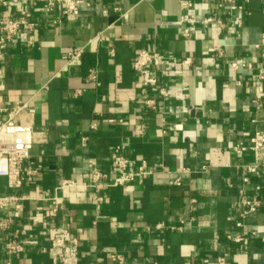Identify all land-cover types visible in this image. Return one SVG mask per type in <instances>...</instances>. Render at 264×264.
Listing matches in <instances>:
<instances>
[{"label": "crops", "instance_id": "crops-1", "mask_svg": "<svg viewBox=\"0 0 264 264\" xmlns=\"http://www.w3.org/2000/svg\"><path fill=\"white\" fill-rule=\"evenodd\" d=\"M44 1L0 0V22L27 12L34 24L0 49V119L17 104L35 111L16 122L35 130L37 170L19 190L0 177V197L23 198L0 207V264H56L61 229L79 239L73 264H109L114 254L124 264H264V205L241 216L243 196L264 203V176L246 182L254 157L233 152L264 131V0L237 2L239 29L218 0H79L76 18ZM186 16L195 24L181 27ZM75 50L82 56L69 62ZM141 51L163 56L157 87L134 70ZM92 70L97 82L87 81ZM117 146L134 170L146 163L155 174L96 191L91 166L114 180ZM13 240L23 251L9 255Z\"/></svg>", "mask_w": 264, "mask_h": 264}, {"label": "built area", "instance_id": "built-area-1", "mask_svg": "<svg viewBox=\"0 0 264 264\" xmlns=\"http://www.w3.org/2000/svg\"><path fill=\"white\" fill-rule=\"evenodd\" d=\"M239 0H218L219 8L229 7L231 14V23L234 29H239L243 26L241 17L235 15V12L243 11L244 6L238 5ZM247 3L249 0H242ZM45 9L48 12H53L55 9L60 8L64 15H71L74 18L78 17L82 2L79 0H45ZM181 8L184 11H189L193 8V4L188 1H183ZM117 11L119 9H116ZM193 16L183 17L179 23L181 27L184 24H195ZM212 19L203 21V24L212 23ZM218 24L222 22L217 21ZM22 29L28 31L34 30V24L30 20V14L27 12L22 13L21 17L17 20L2 21L0 22V49H7L17 38ZM183 35L189 36L190 29H183ZM83 50H75L66 55V59L71 61L79 60L82 56ZM163 61V56L158 53H150L148 51H141L134 64V70L139 76L141 84L145 88L157 87L158 79L154 74V70ZM191 63L187 59L183 64L188 65ZM233 69H238V64H232ZM96 71H90L87 81L97 82ZM264 79V74L262 76ZM160 94L166 96L163 89H160ZM151 103V102H150ZM148 104V103H147ZM8 113V120L3 121L0 119V177L8 180V185L11 189L19 190L25 182H31L37 175V170L34 168V163L31 160L30 152L34 145L35 130L32 126H24L16 122V117L21 113L34 114L35 111L27 104L15 105L11 109H3L1 111ZM92 130L97 129V124H93ZM86 140V139H85ZM123 146H117L111 157L112 172L118 176L112 180L107 181L108 174L101 171L97 166H91V184L90 187L96 191H104L111 187H123L135 182L138 178L149 177L155 174V171L150 169L146 163H143L138 170H134L135 162L125 155ZM233 152L242 155L244 153L252 154L254 157V164L244 167L247 177L245 181H249L250 176L261 175L264 176V131L258 132L252 137L249 145H238L233 148ZM73 183H63L61 187H71ZM260 188L257 187V191ZM23 199V198H22ZM17 196L0 197V207H7L22 200ZM243 212L242 217L256 214L263 208V201L259 194L249 198L243 196ZM20 208L19 205L16 206ZM3 224H0L2 226ZM237 229L243 228L241 222L236 224ZM236 243L244 241L243 235L230 237ZM51 248L55 251L54 262L56 264H73L72 259L79 255V239L69 229H61L57 232L51 240ZM7 253L9 255L18 254L23 251V248L17 240L8 243ZM124 258L121 254H114L111 257L109 264H124ZM221 264L222 261H221Z\"/></svg>", "mask_w": 264, "mask_h": 264}]
</instances>
